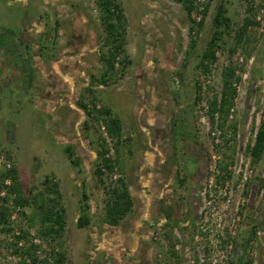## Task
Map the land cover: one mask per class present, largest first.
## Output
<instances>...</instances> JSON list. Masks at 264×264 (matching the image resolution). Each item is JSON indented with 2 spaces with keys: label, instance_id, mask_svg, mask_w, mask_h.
<instances>
[{
  "label": "rangeland",
  "instance_id": "374dc122",
  "mask_svg": "<svg viewBox=\"0 0 264 264\" xmlns=\"http://www.w3.org/2000/svg\"><path fill=\"white\" fill-rule=\"evenodd\" d=\"M99 1L0 0V184L15 171L29 202L14 208L4 182L12 214L0 225V264H264V165L250 151L264 124V0H196L190 16L174 0H117L131 64L117 63L106 86L96 83L110 42ZM220 7L232 28L205 73ZM229 68L236 96L219 129L209 104ZM81 101L111 110L121 136ZM120 179L132 208L112 226ZM48 180L65 211L57 238L41 235L35 205Z\"/></svg>",
  "mask_w": 264,
  "mask_h": 264
},
{
  "label": "trees",
  "instance_id": "16d2710c",
  "mask_svg": "<svg viewBox=\"0 0 264 264\" xmlns=\"http://www.w3.org/2000/svg\"><path fill=\"white\" fill-rule=\"evenodd\" d=\"M180 4H183L187 10L189 16L197 9L196 0H174ZM99 9L102 14V19L106 23V28L108 29L109 37V46L108 51L104 52L101 55V62L104 65V72L101 76V79H98L96 83L100 86L107 85L110 83V79L113 78L117 63L122 64V71L126 69L131 64L127 56V51L125 48L124 36L126 30L123 29L125 16L120 9L117 0H100ZM208 8L203 12L204 15H207ZM227 10L224 7H220L216 12L214 17V34L208 43L206 51L203 53L199 67L204 69L205 73L210 72V67L215 65L217 61V52L216 50L220 47V42L224 41L226 33L232 28V20L226 15ZM204 20L199 23V26H203ZM248 26V25H247ZM247 26L245 29H247ZM11 33L10 30H6ZM108 34V35H109ZM108 38V36H107ZM238 41H243V36L238 35ZM123 56V60L117 62L120 56ZM235 70L229 68L224 73V90L221 98L209 104V119L211 123L216 125L219 129H222L224 123L229 119L230 113L233 109V101L236 96V89L233 87L232 80L235 78ZM199 101L198 98H196ZM80 106L86 112L87 116L93 118L97 121L101 119L100 117H106L103 119L104 127L107 130V133L112 138H119L122 134V123L119 118L113 116L111 110L106 107H101L97 109V105L94 104L93 109H90L87 104L80 102ZM98 115V118L94 114ZM100 116V117H99ZM251 156L255 161H260L261 163L264 160V124L261 126L259 131L256 134L255 143L252 148H250ZM107 153V152H105ZM103 164L102 169L113 173L115 166L110 158H106L103 155ZM98 171L99 175H103V170ZM11 178L13 188L10 193H16V198L13 200V207H28L29 202L28 198L24 196V193L21 187L17 184V173L15 171L6 172L1 177L0 190L4 185V182ZM102 181V179H101ZM120 185L114 188L111 191V197L114 199L113 204L107 212V223L112 226H117L124 217L128 215L132 208L131 195L128 191V186L124 180H119ZM1 193V192H0ZM40 199L35 205L38 207V210L41 214V226L43 236L49 237H60L65 229V211L64 208L60 205V199L62 197L59 186L51 181H46V189L41 194ZM10 196L0 198V225L6 224L12 214L11 207L9 206ZM9 206V207H8ZM87 224V219L85 215L82 214L78 221L80 227ZM32 264H37L36 258L32 259ZM250 264V263H247Z\"/></svg>",
  "mask_w": 264,
  "mask_h": 264
}]
</instances>
